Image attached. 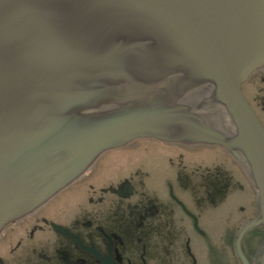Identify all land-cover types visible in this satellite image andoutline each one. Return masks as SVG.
<instances>
[{
    "label": "water",
    "instance_id": "obj_1",
    "mask_svg": "<svg viewBox=\"0 0 264 264\" xmlns=\"http://www.w3.org/2000/svg\"><path fill=\"white\" fill-rule=\"evenodd\" d=\"M262 65L264 0H0V231L134 139L217 144L256 191L250 264L264 127L241 85Z\"/></svg>",
    "mask_w": 264,
    "mask_h": 264
},
{
    "label": "flooded vegetation",
    "instance_id": "obj_2",
    "mask_svg": "<svg viewBox=\"0 0 264 264\" xmlns=\"http://www.w3.org/2000/svg\"><path fill=\"white\" fill-rule=\"evenodd\" d=\"M241 91L264 127V65ZM213 145L137 138L110 149L116 155L100 154L44 204L3 227L0 264H242L236 236L259 217V203L225 149L229 155L219 158L203 154ZM145 153L152 160L141 159ZM235 195L246 198L227 208ZM231 227L237 230L225 243ZM261 231L255 226L241 241L250 264H259Z\"/></svg>",
    "mask_w": 264,
    "mask_h": 264
},
{
    "label": "rangeland",
    "instance_id": "obj_3",
    "mask_svg": "<svg viewBox=\"0 0 264 264\" xmlns=\"http://www.w3.org/2000/svg\"><path fill=\"white\" fill-rule=\"evenodd\" d=\"M203 154L205 152H208V154L212 155L213 157L215 158H219V157H223L224 155H229L222 147H219V145H213L212 148H208V149H201ZM118 153L117 150H107L105 151L103 154H101V157H106V156H109V155H116ZM141 159L145 160L146 162H149L150 160H152V156H149L148 153H145L143 156L140 157ZM246 195H235L234 197L230 198V200L228 201V203L226 204L227 208H233V206L237 203V201L243 199ZM246 198V197H245ZM218 230L220 228H217ZM216 229V230H217ZM227 232H226V242H229L230 239H232L235 235V232L237 230V228H226L225 229ZM255 233V232H254ZM250 236L252 237L253 236V232L250 233ZM248 236V237H250ZM215 241V239H214ZM216 243V241H215ZM247 243V242H246ZM217 244V243H216ZM221 244H224V241H221ZM261 247L258 249V252L254 255V257L256 258L258 256V254L262 251V247L264 245V233L263 231H261ZM249 247V245H248ZM230 248V247H229ZM197 251L198 253L202 252V249L200 247L197 248ZM231 251V249L229 250Z\"/></svg>",
    "mask_w": 264,
    "mask_h": 264
}]
</instances>
